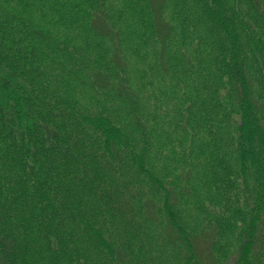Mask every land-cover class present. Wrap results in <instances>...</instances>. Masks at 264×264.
<instances>
[{"label": "rangeland", "instance_id": "374dc122", "mask_svg": "<svg viewBox=\"0 0 264 264\" xmlns=\"http://www.w3.org/2000/svg\"><path fill=\"white\" fill-rule=\"evenodd\" d=\"M242 1L170 0L173 35L165 65L150 0L21 1L19 18L31 25L13 29L32 32L28 41L48 57L44 71L34 61L23 79L38 84L40 72L49 76L43 101L35 102L37 120L59 131L57 144L66 152L55 154L54 162L15 149L9 155L20 172L30 171L22 190L30 187L46 201L26 196L17 205L27 228L15 229L19 264H119V250L129 264H202L189 239L205 229L216 243V264H246L256 230L250 209L258 200L264 205V175L250 177L245 195L238 170L224 179L215 167L231 166L235 109L227 93L237 68L235 47L249 50L248 60L251 29L254 41H264V21L250 26ZM100 19L112 40L90 32ZM117 48L125 72L110 64ZM258 61L251 69L259 93L264 70ZM99 71L111 76L107 90L90 80ZM121 79L129 82L133 101L117 95ZM3 155L0 149V161ZM3 172L0 162V180ZM124 182L139 196H125L128 208L120 211L111 198L122 196ZM148 199L156 204L154 221L146 218ZM168 220L184 242H168ZM257 225L263 231L262 221Z\"/></svg>", "mask_w": 264, "mask_h": 264}, {"label": "trees", "instance_id": "16d2710c", "mask_svg": "<svg viewBox=\"0 0 264 264\" xmlns=\"http://www.w3.org/2000/svg\"><path fill=\"white\" fill-rule=\"evenodd\" d=\"M21 1L0 0V134L3 135V137H0V149L4 154L0 161L4 171L3 178L0 180V183L3 182L0 185V227L2 228L0 231V264H19V235L15 234V229L25 231L27 228L22 221L20 212L17 210L18 203L26 196L37 197L27 199L30 201L35 200L37 204L42 203V205H45L46 202L44 201L45 197L34 189L31 190L30 187H27L22 190L26 182L24 178L30 177V171L27 169L26 172H20L14 158L9 155H12L13 149H15L27 152V155L34 161H37L41 156V159L46 157L45 160L54 162L53 157L55 154L66 152L64 148L62 150L57 144L59 131L43 125L37 120L38 113L35 102L43 101L45 89L48 88L47 80L49 76L40 72L38 84L32 80L28 82L23 79L28 66H31L35 61L40 65V69H43V63L47 62L48 57L45 49L40 48L32 41H28L32 39V32H26L25 35H22L13 29L14 25H17L18 30H21L22 26L31 25L24 23L19 18L25 10L21 6ZM150 3L154 15L156 37L161 46V58L165 65L169 49L168 44L173 35L172 26L167 20L170 0H150ZM242 4L245 10H248V16H245V19L250 26L259 23V21H264V0H243ZM215 14L219 15L218 23L221 26L225 24V10L220 7ZM259 27L263 30L261 35H264V25ZM90 32L100 38H113L112 31L107 27V23L105 24L101 19L90 25ZM254 33L255 30L253 29L249 32L250 41H248V45L250 43L251 55L248 60L245 59L249 50L243 51L240 47H235L234 50L238 58H235L238 60L237 68L234 69L236 70L235 77L229 83L227 93L231 106L235 109L232 117L234 122L230 121L231 127L229 126L231 133L228 153L231 166L222 162L221 165L215 163V167L219 171H223L224 179H227L231 172L234 175L238 170V179L244 181L245 185L241 192L245 195L249 194L247 183H250V180L254 182V179H250V177L254 178L256 174L264 175V104L262 102L264 100V83H260L262 89L258 93L255 89L256 83L251 69V67H256L252 61L259 63L258 60H260L264 70V41H254ZM19 47H23L24 50L22 51ZM240 54L243 59H241ZM22 60L25 61V65ZM110 64L120 72H125L126 65L122 54L119 55L118 48L111 58ZM90 80L102 90H107L112 85L111 76L105 75L102 71L95 72L94 75L90 76ZM117 95L129 102L135 98V95L129 89V82L125 79L119 81ZM106 171L113 177H118L117 172H109L107 169ZM220 183L226 188L225 181L220 180ZM234 185H236V182ZM119 189L124 193L119 192L123 197L119 196L111 199L112 201L117 200L119 210L124 211L128 208V203L124 197L138 198L139 193L132 196V189H128L125 182L121 184ZM126 190H128V193ZM239 192L236 193V198L241 201ZM260 201H256L255 208L250 209L252 222L255 224L256 230L255 232L252 231L253 240L250 242L247 251L248 260L246 264H264V205L261 204L260 207ZM155 205L152 199L146 201V218L152 221L156 218L155 211L157 208ZM124 206L125 209H123ZM51 216V213L46 215L43 221L44 225L52 220V218H49ZM24 220H27L29 225L33 224L29 221V218H24ZM259 221L263 223V231L258 228L257 223ZM17 225L19 226L17 227ZM175 226L174 221L168 220L164 230L168 242H184L185 239L177 232ZM209 237L210 235L205 229L199 233V236L194 234V237L189 239L192 252L196 257L194 259L198 258L202 264H216L214 256L216 243L212 242L211 239L209 241ZM118 255L119 264H129L126 252L119 250Z\"/></svg>", "mask_w": 264, "mask_h": 264}]
</instances>
